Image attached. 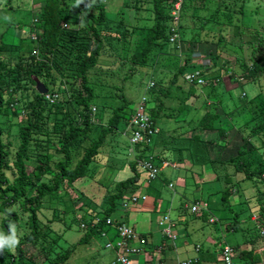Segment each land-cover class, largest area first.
I'll use <instances>...</instances> for the list:
<instances>
[{"label": "trees", "instance_id": "1", "mask_svg": "<svg viewBox=\"0 0 264 264\" xmlns=\"http://www.w3.org/2000/svg\"><path fill=\"white\" fill-rule=\"evenodd\" d=\"M147 1L153 4L154 23L142 28L143 39L135 43L131 56V64L134 65L132 73L139 66L158 63L161 55L169 59L170 66L175 70L172 86H176L179 78L191 66L197 48L216 44L212 62L197 78L206 79L207 84L201 86L211 88L209 98L222 97L225 95L222 72H214V69L227 45L233 43L227 39L228 36L242 38L246 35L247 40L243 44L247 47L243 45L241 49L249 52V55L237 59V64L246 65V70L237 79L236 88H262L264 26L246 25L245 19L250 7L264 0ZM179 1L182 8L179 18L174 21L172 10ZM139 3L142 0H133L124 7L134 10L138 16L141 10ZM47 5L51 10L46 17L33 19L31 38L15 39V45L5 43L0 46L1 225L5 236L11 235L12 226L20 227L16 236L23 233L15 251L8 247L0 250V264H66L75 254L74 248L55 251L56 246L50 241V235L55 232L51 223L59 221L55 217L61 215L55 211L54 220L46 219V215H43L46 199L61 204L63 201L67 204L66 200H70V206L74 208L65 212L64 219L71 221L68 229L78 223L80 230L84 231L85 236L80 241L82 245L108 227L117 230L118 225L125 221L122 218L133 210L125 208V201L137 195L141 187L142 169L134 160L128 164L133 175L124 181L111 179L107 183L106 176H103L106 172H100L101 167H114L112 159L109 161L105 154L101 155L102 152L108 149L114 151L119 144L130 147L129 138L137 130L130 123L134 112H128L132 102L124 95L125 87L116 88L120 95L113 93L108 96H116L121 104L112 107L113 115L107 124L108 98L102 107L95 104L98 80L113 82L118 74V67L103 68L100 59L103 56L123 59L125 46L132 43L133 32L129 33L124 19L112 21L108 17L106 0H48ZM188 32L191 37L187 41ZM175 34L183 42L182 48L171 41ZM211 47L208 46L207 53H210ZM185 55H188L187 58H184ZM121 65L124 66V63ZM189 75L185 77V82L189 84L187 97L179 109L186 106L199 86L196 80L193 83L190 81ZM36 78L45 84L48 94L55 97L53 101L37 91ZM151 83L150 97L156 106L149 107V112L158 130L157 116L166 109L165 101L172 96V87L167 88L160 82H154L155 85L151 87ZM261 88L260 92L253 88L255 95L251 99L245 92L241 97L245 102L237 108L242 112L240 114L251 109L255 115L240 128L244 143L236 147V154L221 163L233 166L236 175L243 176L241 181L222 191L221 204L222 210L232 215L231 219H224L227 231H243L246 235L245 243L250 246L249 250L241 253L236 246H231L239 252L244 264H255L258 253L264 250V89ZM202 96L199 95L197 99L200 100ZM205 98L208 100L207 96ZM258 100L261 102L255 109ZM222 101L225 102L221 98ZM202 104L206 105V101ZM222 115L218 108H208L199 123L200 128H218L222 138L227 137L232 126L224 127L223 117L230 119L232 115ZM253 122L256 124L251 126ZM14 129H17L15 141L7 142L5 136L13 137ZM157 135L155 138H158ZM153 142L138 144L135 155L139 160L151 158L161 164L160 155L158 157L152 153ZM245 182H250L257 189V207L249 217L241 219L234 209L232 194L233 191L239 193V186ZM91 183L101 185L105 190L99 204L80 188ZM78 189L81 192L79 197L67 198V191ZM200 202L196 200L185 210L186 214L188 210L191 213L188 223L215 219L211 208L200 214L192 212V207ZM253 217L257 218V222L252 220ZM248 223L253 227H248ZM218 224V219H215L213 225ZM40 257L43 258L41 263Z\"/></svg>", "mask_w": 264, "mask_h": 264}, {"label": "rangeland", "instance_id": "2", "mask_svg": "<svg viewBox=\"0 0 264 264\" xmlns=\"http://www.w3.org/2000/svg\"><path fill=\"white\" fill-rule=\"evenodd\" d=\"M131 1L133 0H106L108 5V17L112 21H121L124 19L129 27V33L133 32V34L131 39L132 43L127 44L124 48L123 59L116 60L112 56H103L100 59V66L103 68L118 67V74L117 77L112 80L113 82L110 81L111 83L105 79L98 80V87L95 88L98 97L95 100V104L98 107H102L106 98L113 95V93L118 95L119 93L116 88L123 86L125 87L124 95L128 101L132 102L131 107L128 109L129 114H131L130 112H136L144 96H147L149 99L148 107L154 108L156 106V103L150 97V82H160L167 88L172 87V96L165 101L166 109L157 116V128L159 131L157 138L158 146H155L156 148L152 146V153L156 156L160 155V158L162 157L161 159L172 161L174 164L177 163L179 167L178 169H169L167 171V174L173 175L172 178L169 176L164 178L160 177L152 180L151 182L153 183L151 184L161 188L163 196L167 198L164 204L166 207L169 200L174 201L178 205L183 203V206H191L196 200H203L211 205L213 215L218 219L219 224L216 226L213 225L210 219L200 220L192 224L190 229L192 230L193 225H195L197 229L203 228L201 233L197 235L194 234L195 238L205 246L203 254L207 255L209 252L208 250L211 249V255L213 256L212 264H225L222 260L216 261V257H221L224 246H236L239 252L250 249V246L245 243L246 235L243 231H227L226 225H224V219H231L232 215L224 212L221 204L222 191L243 179L242 175H236L233 166L221 163L230 159V157L238 151L236 147L244 143V134L240 132V128L251 121L255 115L251 112L252 110L250 108V110L247 109L243 114H240L242 112L238 111L237 108L245 102V100L241 98L245 93L248 94L249 99H251L253 95H255L252 91L253 88H257L259 92L261 91V87L236 88L237 79L242 75V72L246 70V65L237 64V59L249 55V52H243L241 49L243 45L245 48L247 47L246 44H243L246 42L247 36L245 35L242 37L243 39L241 37L234 38L233 36H228L227 39L233 43L227 45L222 58L217 62V67L214 69V72H222L221 82L224 85L225 95L218 98H209L208 96L211 94V88L199 85L196 87V94L191 97L186 106L179 109L182 101L187 97L189 90V84L185 82L186 75L206 70V65L212 62L211 56L216 54V44L212 47L209 44L197 48V54L206 59L205 65L202 64L203 66H198L196 64L197 62L192 59L191 66H189L186 73L179 78L180 80L177 82L176 86H172L175 70L170 66L169 59H164V56L161 55L158 57V63L152 66H139L138 69L132 73L131 70L134 65L131 64V56L135 51V43L143 39L144 33L142 28L151 26L154 23V8L150 1L142 0V3H139L141 10L140 12L138 11V16H136L134 10L124 7ZM47 2L48 0H0V46L5 43L15 45V39L21 40L31 38L33 36L31 34L33 19H44L51 10ZM259 2L250 7L245 19L246 25L264 26V1ZM189 26L193 27L192 25ZM186 37H188L185 38L188 41L191 37L190 32H188ZM208 46L211 47L210 53H207ZM187 56L185 55L184 58H187ZM120 62L124 63V66L121 65L122 63L119 64ZM119 66H122V68L119 69ZM92 82L96 84L95 81L92 80ZM110 88L111 90H109ZM261 89H264V80ZM199 95H203L200 100L197 99ZM206 96L208 100L205 98ZM221 98L224 99L225 102H221ZM205 101L206 105L203 106L202 103ZM260 102L261 100L257 101L254 106L255 109H258ZM106 103L109 109L106 113L105 124L108 123L110 117L113 115V108L121 104V101L115 96V98L109 97ZM215 107L218 108L223 115H232L230 119L228 116L223 117L224 127L232 126V129L229 130L230 132L225 138H222L218 128L216 130H204L199 126L208 108L213 109ZM196 108H198V110ZM255 124L256 123L253 122L251 126ZM16 134L17 129H14L13 137H8L6 135L5 139L7 142H13L15 141ZM117 146L114 148V151H110V149L107 148L108 150L103 151L101 154H105L104 157L107 156L106 158H108L109 161L112 159V165H114L113 168L101 167L100 172H106L103 176H106L107 183L111 179L115 181H124L133 175L128 166L129 162L134 160L132 154H130L131 148L126 146V144H119ZM156 160L158 161V159ZM141 172L142 179L146 185L149 186L147 171L142 169ZM100 175L98 177L101 178L102 176ZM227 176H229L228 179L226 178ZM172 180L174 181L173 185H175L174 190H171L168 185ZM80 188L94 199L96 204L102 202L105 190L101 185L91 183L89 186L84 187L82 185ZM79 189L76 191H67V198L79 197L81 193ZM239 189V193L233 191L232 203L235 211L238 212L241 219H243L249 217L252 211L257 207V189L255 190L250 182L242 183ZM66 201L67 204L64 201L61 204L56 201L51 202V199L48 198L45 201V208L43 210V215H46V219L48 220H54L55 211L61 215L58 218L55 217V219L59 221H53V223H51V226L54 225L52 228L55 232L50 235V241L53 246H56L55 251L57 252V250H59L58 252H62L69 248L75 249V254H73L72 258H70L66 264H104L105 262L108 264L111 255L109 256L110 252L105 249L107 238H104L102 234H96L89 242H85L81 245L80 241L85 236V233L80 230L78 223L72 224L68 229V225L71 221H69L70 219H64L66 215L65 212L72 211L74 207L70 206V200ZM159 201L160 203L163 202L162 200ZM247 201H249V203ZM79 207L80 205L78 203V208ZM187 213V216L190 217L191 213L189 210ZM117 216L120 217V214H117ZM128 216L126 221L131 225L132 221L134 222L135 218L138 216L140 217L141 214L135 211L133 213H128ZM66 217L68 218V216ZM146 217L147 215H145V219ZM2 221L3 215L0 214V233L3 234ZM159 222L161 223V221ZM154 223L155 229H157L160 223H158V221L156 222V219H154ZM247 226L250 228L253 227L251 223H248ZM19 228L20 227H15V231L18 232ZM159 228L163 230V227L159 226ZM66 229L68 230L66 231ZM149 230L150 229L146 226L145 228H138V232L144 235H148ZM112 231L116 232V229H112ZM22 235L23 233H20V236ZM20 236H17L18 240ZM109 240H112V238ZM118 241L119 237L116 238L115 244H117ZM11 250L15 251L14 248ZM97 250L102 252L106 251L105 253L109 259L105 257V259L102 260L100 257L101 255L95 254ZM198 255L199 254L193 250L190 252L189 257L197 258ZM42 260L43 258L40 257L39 262L41 263ZM208 264L211 263L208 262Z\"/></svg>", "mask_w": 264, "mask_h": 264}, {"label": "crops", "instance_id": "3", "mask_svg": "<svg viewBox=\"0 0 264 264\" xmlns=\"http://www.w3.org/2000/svg\"><path fill=\"white\" fill-rule=\"evenodd\" d=\"M152 145H153V147L158 146L157 138L154 139V142ZM130 151H131V149H130ZM160 160H162V163L163 162H169L171 164H174L172 161H169L166 159H160ZM174 165L176 167L170 168V169H173V170L178 169V167H179L178 164L176 163ZM168 170L163 172L164 174L161 175V177L164 178L166 176H169L172 178L173 175L167 174ZM151 183H153V182H149L150 185L147 186L146 183L144 182V180L141 178V181H140L141 187H140L137 194H139L141 196H145L147 199L145 201L142 200L138 205L134 206L131 213L137 211V212H139V214H141V216L140 217L138 216L137 218H135V221L134 222L132 221L133 224L130 221L132 227L137 232H138L139 227L145 228V226H146L147 228L150 229L148 235H144V234L138 232V234H140L142 237L147 239V241L149 242L150 248L144 254L138 255V256H135L134 258H132V263L133 264H144V263H156L157 261H161L164 264H179L182 261L192 259V260H196V264H208V262H210L212 264L213 263V261H212L213 256L211 255L212 254L211 249L208 250L209 252L207 255L203 254V251L205 250L204 249L205 246H203V243H200V241L197 240L195 238V235H194V234L197 235V234L201 233L203 228L197 229L195 227V225H193L192 230L190 229L191 225L195 224L197 222H194V223L189 222L188 223L189 218H188L185 210H187L189 208V205L188 206L184 205V209H183V203L178 205L174 201L169 200V203L167 204V207H166V205H164V204H165V201H167V198H165L163 196V193L161 192V188H159V186H153ZM169 183H170L169 188L171 190H174L175 189V185H173L174 181L172 180ZM170 186H173V187L171 188ZM159 200H162L163 202L160 203ZM202 201L203 200H201V202ZM204 202H206V201H204ZM209 206H210V208H212L210 204H209ZM145 215H147L146 219H145ZM164 216H169L171 221L176 226L174 229V233L179 236V240L176 243H172V242L167 241V239L165 238V236L162 233V230L159 228L160 225L158 226L159 229L158 228L155 229L154 219H156V222L158 221V223H160L159 221H161L164 218ZM128 217L129 216L127 213L124 216V218H122V219L126 221V218H128ZM214 218L217 219L216 217H214ZM111 228H107L101 233L104 238H107L106 243H105V249H106V251L110 252L109 256L111 255V258L108 261V264H114V262L117 259L116 247H108V244H110V243L115 245V240H116V238H118L117 230H116V232H113L112 229H114V228H112V229ZM110 238H112L113 241L109 240ZM162 245H165L164 251L161 254H158L156 252V248L159 246H162ZM201 246H202V248H201ZM193 250L197 254H199L197 258L189 257L190 252H192ZM106 251L102 252V251L97 250L95 252V254H98L99 256L101 255L100 257L102 258V260H104L105 257L107 259H109L105 253ZM246 251H244V252H246ZM240 252L244 253L242 251H240ZM263 252L264 251L258 253L256 260H255V264H257V263L261 264L264 262V253ZM216 258H217L216 261L222 260L224 262L223 255H221V257H219V258L218 257H216ZM236 261L238 264H244L242 262L240 255H239V252H237ZM104 264H106V262Z\"/></svg>", "mask_w": 264, "mask_h": 264}, {"label": "built area", "instance_id": "4", "mask_svg": "<svg viewBox=\"0 0 264 264\" xmlns=\"http://www.w3.org/2000/svg\"><path fill=\"white\" fill-rule=\"evenodd\" d=\"M182 8L181 1L177 2L174 6V9L172 10V19L175 21L179 18L180 11ZM172 42H176L180 48L183 47V42L180 40L179 36L177 34L173 35L171 38ZM192 59L196 61L198 66L205 65L206 59H204L203 56L195 54ZM203 64V65H202ZM209 65V64H208ZM206 65V66H208ZM198 73H192L189 75L190 81L193 83L197 82L198 85H206L207 81L205 78H197ZM155 84L152 82L151 87H153ZM48 100H54L55 97L51 95H46ZM149 99L147 96H144L140 102L139 107L137 108L136 112L134 113L133 118L131 119L130 123L133 124L137 130L135 134L129 138L130 148H131V154L134 155V161L138 163L139 167L148 173V179L149 180H155L160 177V175L169 167L175 168L176 166L171 163H164V164H158L150 159H144L139 160L135 156V147L140 143H149L151 144L153 142V139L158 133V130L156 129V126L154 125V122L151 118V114L149 112ZM171 188L173 186H170ZM147 198L145 196H141L139 194L135 195L132 199H128L125 201V208L128 211H131L134 206L138 205L142 200H146ZM209 204L207 202H200L192 207L193 213H202V212H208L209 211ZM254 222H257V218L253 217L252 219ZM111 221L109 220V223ZM212 223L215 222V219L211 220ZM160 226L163 227L162 233L166 237L167 241L176 243L179 240V236L174 233L175 224L171 221L169 216H164V218L161 220ZM260 228V226H258ZM118 237L119 241L117 244H108V247H116L117 252V259L114 262V264H133L132 258L138 255L144 254L149 248V242L147 239L142 237L138 232L126 221H122L118 225ZM164 246H159L156 248V252L158 254H161L164 251ZM222 255L225 264H238L236 261L237 257V251L230 245H226L223 247ZM144 264H164L161 261H157L156 263H144ZM179 264H196V260H186L182 261ZM260 264V263H257ZM261 264H264L261 263Z\"/></svg>", "mask_w": 264, "mask_h": 264}, {"label": "clouds", "instance_id": "5", "mask_svg": "<svg viewBox=\"0 0 264 264\" xmlns=\"http://www.w3.org/2000/svg\"><path fill=\"white\" fill-rule=\"evenodd\" d=\"M130 154H131V152H130ZM133 156V159H134V155H132ZM136 156V155H135ZM146 159H150V160H152L151 158H146ZM153 161V160H152ZM156 162V161H155ZM164 163H169V162H163V163H161V165L162 164H164ZM170 168H173V167H169V168H167L166 170H168V169H170ZM165 170V171H166ZM164 171V172H165ZM163 174V173H162ZM161 174V175H162ZM161 175H160V177H161ZM159 177V178H160ZM19 243V240H18V238H17V236H16V231H15V227L14 226H12V228H11V235H9V236H5V235H3L2 233H0V250H3L5 247H8L9 249H13V248H15V246L17 245Z\"/></svg>", "mask_w": 264, "mask_h": 264}, {"label": "water", "instance_id": "6", "mask_svg": "<svg viewBox=\"0 0 264 264\" xmlns=\"http://www.w3.org/2000/svg\"><path fill=\"white\" fill-rule=\"evenodd\" d=\"M36 80V88L37 91L41 94V95H47L49 90L46 88L45 84H43L38 78L35 79Z\"/></svg>", "mask_w": 264, "mask_h": 264}]
</instances>
